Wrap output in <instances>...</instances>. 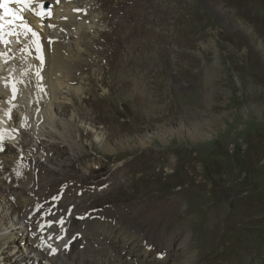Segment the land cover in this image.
Wrapping results in <instances>:
<instances>
[{
	"label": "rangeland",
	"instance_id": "374dc122",
	"mask_svg": "<svg viewBox=\"0 0 264 264\" xmlns=\"http://www.w3.org/2000/svg\"><path fill=\"white\" fill-rule=\"evenodd\" d=\"M90 4L88 17L74 20L87 24V35L73 38L82 54L65 75L73 82L77 72L78 81L62 89L57 123L35 114L32 89L25 91L32 79L19 80L23 101L13 116L24 107L36 137L52 142L36 140L52 154L44 184L75 178L83 195L107 179L104 190L84 194L78 213L97 198L104 220L168 249L167 264H264V0ZM70 41L61 40L68 57ZM70 87L82 90L69 101ZM100 137L114 152L102 150ZM76 189L65 196L75 201ZM7 246L0 264H26ZM77 251L57 264H94Z\"/></svg>",
	"mask_w": 264,
	"mask_h": 264
},
{
	"label": "bare ground",
	"instance_id": "6f19581e",
	"mask_svg": "<svg viewBox=\"0 0 264 264\" xmlns=\"http://www.w3.org/2000/svg\"><path fill=\"white\" fill-rule=\"evenodd\" d=\"M77 6H78V4L77 5H75V4H72V5L71 4L70 5L66 4V5H64V3H62V6L61 7L59 6V9L57 10L56 9L57 6L54 3H52L51 4V7H50L51 8L52 18H51V20H47L45 22V24H43V25L40 24V27L42 29H48L50 26H55V25H58L59 24L60 27H61V29L66 30V32H67L66 35L71 36V38L73 37V35L78 36V35H81L83 33L85 34V32H86L85 31V28L82 27V26L84 24H86V23L83 22V21H81L80 23L78 22V24H75V22H74V20L82 17V11H83V9H82L81 6H78V7ZM70 10H71V12H70ZM92 22L93 23H91V24H94L95 25L94 21H92ZM243 31H245V33L247 35H250V32L249 31H247L245 29ZM88 32H89V29H88ZM56 35H58L57 31H56ZM85 35H87V34H85ZM61 38L64 39L65 38V35L60 34L59 35V39H61ZM252 38H253V36H252ZM75 39H77V38H75ZM75 39H73V40H75ZM62 43H64V42H62ZM65 48L66 47H63L61 45V42H57V43H55L53 45L52 54H50L49 57H48L49 63H51V65L49 67H47V69L44 71V73H41L40 74V77L42 79V83L39 84V85H37L36 87H34L30 91V92L33 93L32 100L34 101V103H33V105H34V108H33L34 112H35V110H37L36 108H38L40 110L38 112H42L43 117L48 122H50L53 125L55 123H57L56 120L54 119V113L55 112L53 111V108H55L57 105L64 104L62 102H58V99L60 98V95L61 94H64V92H65V91L64 92H61L62 89H64L66 86H68V85H66V82L67 81H64V79H62V77L60 78V76H61L60 74H57L58 71H60V70L63 71L65 69V67H66L65 64H68V62H67V56L65 55V51H64ZM259 50L261 51L262 48L259 49ZM259 50H257V51H259ZM74 71H75V69H74ZM8 72L10 73L9 70H8ZM24 72H25V70H23V73ZM63 73H64V71H63ZM71 73H73V72H71ZM11 75L14 76V73L11 72ZM19 75L20 74H18V76H17L18 79L16 80V82L19 81L20 79L22 80V77L23 78L25 77L24 74H22L20 77H19ZM137 83H139V82H137ZM22 87H23V85L20 82V85L19 86L17 85V91L20 94V95L17 94V97L19 96L20 99H19V97L18 98L16 97L17 100L13 103V106H15L18 103H20L19 101H21V100L23 101V99H21L22 98V94L24 92L23 89H21ZM80 87H74V88L70 87V89H68V91H66V92H68L69 101L71 99V94L72 95H78V94H80V92H81L80 91V89H81ZM0 94H1V96H5L6 95V93H4L2 91L0 92ZM82 94H83V92H82ZM33 118H34V116H33ZM178 129H179V127H178ZM62 130H63V128H62ZM100 139L101 140H98V141L96 140V141L100 143V146H101L102 150H104L105 152H114L113 150H115V149L108 142H102L103 138H101V137H100ZM142 145L143 144H141V146ZM11 218H15V220L12 221ZM10 221H11V223H10ZM12 222H14V223H12ZM17 226H18V229L16 230V232H15L14 235L19 234L20 237L19 238H15V242H14L12 240V238L14 237V235H12L11 229L14 228V227H17ZM92 228H93L92 225H88L87 224L85 226L84 230L82 231L86 245H88V243H89L88 241H86V239H87V236L89 234H91ZM107 230H110V228L108 227ZM121 230L123 231V233L128 232L125 227H122ZM0 232L3 233L2 236L0 235V256L3 254V248L2 247L3 246L5 247V245H8L7 247L9 248V251H8L9 252V255L10 254H13V255L19 254V255H21L22 258H23V260L26 262V264H28V263H30L32 261L36 262L37 264H47L35 252H33L32 250H30L29 248H26L23 245H18V243L23 239V237H22V227L20 225V219L18 218V214H16V212L9 206V204L4 199H2L1 195H0ZM130 240L131 241H134L133 239H130ZM145 247L148 248L149 246L148 245H145ZM102 248L105 250V253H110L112 251L111 244H109L107 246V245H105V243H103L102 244ZM144 251H145V255H147L148 252L146 250H144ZM112 252L114 253L115 258L118 261H120L121 263H123V264H132L127 259H123V257L116 250H113ZM86 254H87V252L85 253L84 256H86ZM156 254H157V252L154 253V255H156ZM13 258H16V257H13ZM61 260H63V259H61Z\"/></svg>",
	"mask_w": 264,
	"mask_h": 264
},
{
	"label": "snow or ice",
	"instance_id": "6c2138e0",
	"mask_svg": "<svg viewBox=\"0 0 264 264\" xmlns=\"http://www.w3.org/2000/svg\"><path fill=\"white\" fill-rule=\"evenodd\" d=\"M8 3H16L22 5L24 8H27L28 5L31 3V0H0V9H3V15H0V30L3 29L4 23L9 25L14 24L17 20H22V17L16 13H11L8 9ZM5 17H11L5 21ZM26 27V25H21Z\"/></svg>",
	"mask_w": 264,
	"mask_h": 264
}]
</instances>
